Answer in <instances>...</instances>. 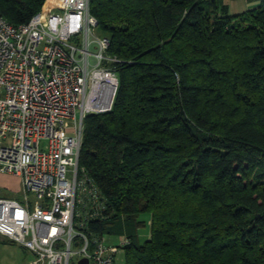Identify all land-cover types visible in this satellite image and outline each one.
<instances>
[{"label": "trees", "instance_id": "obj_1", "mask_svg": "<svg viewBox=\"0 0 264 264\" xmlns=\"http://www.w3.org/2000/svg\"><path fill=\"white\" fill-rule=\"evenodd\" d=\"M250 1L236 15L224 0H90L119 88L85 119L79 167L105 207L90 232L131 242L122 264H264V0ZM48 3L0 0V16L20 28Z\"/></svg>", "mask_w": 264, "mask_h": 264}, {"label": "built area", "instance_id": "obj_2", "mask_svg": "<svg viewBox=\"0 0 264 264\" xmlns=\"http://www.w3.org/2000/svg\"><path fill=\"white\" fill-rule=\"evenodd\" d=\"M57 6L20 28L0 16V175L19 180L23 194L0 196V235L33 256L26 264H122L131 242L90 232L105 207L79 168L85 119L113 108L116 60L109 39L94 34L90 0Z\"/></svg>", "mask_w": 264, "mask_h": 264}, {"label": "rangeland", "instance_id": "obj_3", "mask_svg": "<svg viewBox=\"0 0 264 264\" xmlns=\"http://www.w3.org/2000/svg\"><path fill=\"white\" fill-rule=\"evenodd\" d=\"M59 1L60 0H57V3L53 4L51 0H49L48 5L44 8L43 11H41V13L50 14V13L57 11L59 9V6H57ZM224 2L226 5L229 6L230 13L236 14V15H240L248 10L255 8L256 6V3L251 2L250 0H224ZM92 17L96 20L94 16ZM94 34L96 37H99V38L104 36L101 31L94 32ZM109 47H110V44H109ZM71 124L72 123L68 122V125H71ZM48 144L49 142L44 140L41 142L40 148L42 150H45ZM80 171L82 172V170ZM81 177H82V174H81ZM19 182L20 181L17 180L16 178L0 175V196L22 201L23 194H22V189L20 190ZM141 219L144 220L146 223V226L140 230V241L141 243H143L144 241L148 240L150 236V215L144 214L141 217ZM105 238L114 244H117L119 240V239L117 240L118 237L116 238V236H112V235H105ZM12 242L14 244H8ZM124 250L122 253L120 252L121 262H123V260L125 259ZM31 256L32 255L29 252L22 249L14 241L10 240L8 237H4L0 235V264H26L27 262H29L30 259L33 258V256L32 258Z\"/></svg>", "mask_w": 264, "mask_h": 264}, {"label": "bare ground", "instance_id": "obj_4", "mask_svg": "<svg viewBox=\"0 0 264 264\" xmlns=\"http://www.w3.org/2000/svg\"><path fill=\"white\" fill-rule=\"evenodd\" d=\"M51 2H52L53 4H56V3H57V0H51Z\"/></svg>", "mask_w": 264, "mask_h": 264}]
</instances>
